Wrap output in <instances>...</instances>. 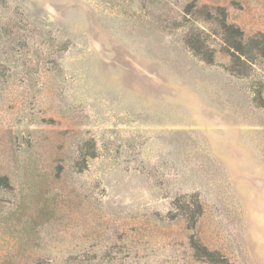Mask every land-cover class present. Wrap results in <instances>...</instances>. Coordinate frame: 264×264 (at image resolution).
<instances>
[{
  "label": "rangeland",
  "instance_id": "obj_1",
  "mask_svg": "<svg viewBox=\"0 0 264 264\" xmlns=\"http://www.w3.org/2000/svg\"><path fill=\"white\" fill-rule=\"evenodd\" d=\"M222 17L264 36V0H0V264H264V56Z\"/></svg>",
  "mask_w": 264,
  "mask_h": 264
},
{
  "label": "trees",
  "instance_id": "obj_2",
  "mask_svg": "<svg viewBox=\"0 0 264 264\" xmlns=\"http://www.w3.org/2000/svg\"><path fill=\"white\" fill-rule=\"evenodd\" d=\"M219 31L221 35V40L223 43H225V47L227 48V51L230 53V55L234 58L244 56L246 60L250 61L251 57L247 53H252L253 48L254 51H257V53L260 56H264V36L262 34L261 37L254 38H244L243 37V31L239 29L238 27L234 26L231 23H227L226 19L224 17L221 18L219 21ZM197 40L198 42H201L199 37H194L192 39H188V44L190 45V48L194 51V53L199 56L201 59L205 60L206 62H212V55L209 54L208 56H205V52H203V46L201 44H198L195 46L194 41ZM252 44L254 47L248 46ZM254 55V54H252ZM238 57V58H239ZM8 183L6 182V177L0 175V187L7 186ZM177 202V201H176ZM175 204V201H174ZM197 204V209L193 210V213L190 212V214L187 216H184V219L187 221V227L193 228L194 223L196 222L197 217L201 214L202 209L200 207V204ZM192 247L195 249V251L203 252V256L207 259V261L211 263H217V264H227L226 260L222 256H217L215 252L208 251L203 245H200L196 243L194 240L191 241Z\"/></svg>",
  "mask_w": 264,
  "mask_h": 264
}]
</instances>
